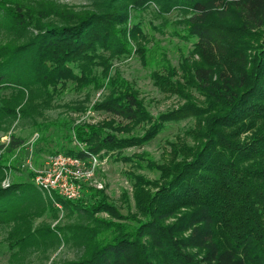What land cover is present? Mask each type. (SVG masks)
Here are the masks:
<instances>
[{"label": "trees", "instance_id": "obj_1", "mask_svg": "<svg viewBox=\"0 0 264 264\" xmlns=\"http://www.w3.org/2000/svg\"><path fill=\"white\" fill-rule=\"evenodd\" d=\"M40 2L0 0V125L18 118L38 125L35 116L69 85L105 89L92 109L111 118L71 119L72 146L51 155L131 162L135 211L121 214L87 184L78 199L47 197L34 181L0 186V226L10 228L12 255L43 241L80 252L54 264H264V0H92L81 9ZM151 5L164 23L179 11L174 34L191 43L177 67L166 60L151 74L161 92L183 101L156 118L131 82L110 75L111 61L132 47L146 64L147 36L132 13ZM182 120L189 123L162 161L124 154ZM24 142L12 134L7 147L0 143V184L7 157ZM144 167L156 178L137 174ZM64 209L75 223L34 228L37 218Z\"/></svg>", "mask_w": 264, "mask_h": 264}, {"label": "rangeland", "instance_id": "obj_2", "mask_svg": "<svg viewBox=\"0 0 264 264\" xmlns=\"http://www.w3.org/2000/svg\"><path fill=\"white\" fill-rule=\"evenodd\" d=\"M30 5H38L40 1H51L53 3H67L76 9L92 4V0H21ZM182 19L179 11H174L166 16V23L158 17L157 8L151 5L147 10L132 13L134 22H142L143 32L146 38V47L149 50L146 64L143 63L141 55L132 47V52L127 56L111 61L110 75L120 74L123 78L131 82L139 91L140 97L144 98V103L148 111L154 118L170 109H177L183 105V101L175 95H168L161 92L152 82L151 74L154 70L161 69L163 62L170 61L172 65L178 66L181 58L187 55L191 48V43H187L174 34L177 25L176 21ZM4 37L0 36V41ZM103 67L99 66V70ZM105 89L96 90L90 86L82 91H78L69 85L62 95L55 98L54 107L47 109L42 115L35 116L38 125H33L28 119L18 118L12 123L4 126L0 125V143L5 147L10 142V136L14 134L25 140L24 144L10 154L6 169L5 179L0 186L14 182H32V168L41 167L47 158L63 145L72 146L67 143L65 137L69 133L70 121L77 123L89 122L96 124L104 119L111 118L107 113L94 111L92 106L103 99ZM1 94V93H0ZM83 107V112H76L73 108ZM68 123V124H67ZM189 123L188 120L181 122H170L149 142L142 147H129L124 151L125 155L147 154L155 161H162L171 151V143L180 136L182 128ZM6 149H1L0 154L4 156ZM100 156V155H98ZM99 167L97 168L92 183L85 184L88 187L103 190L107 200L114 204L123 215L135 211L134 187L129 177L133 171L132 163L116 159L114 156L101 155ZM137 174H144L149 179H155L156 174L148 168L137 171ZM84 185V184H83ZM125 194V195H124ZM54 195V194H53ZM51 198V197H50ZM53 198V197H52ZM69 211H59L58 217L44 215L37 218L35 227L41 224L49 225L51 228L59 229L76 221L75 214H67ZM101 216L109 218L107 213ZM118 221L123 222V219ZM5 226H0V264H54L66 260L76 259L80 252L71 245H53L49 242L46 246L43 241H36L30 245L19 258H15L8 249L6 239L8 230ZM58 231L59 238L62 234ZM63 232V231H62Z\"/></svg>", "mask_w": 264, "mask_h": 264}, {"label": "built area", "instance_id": "obj_3", "mask_svg": "<svg viewBox=\"0 0 264 264\" xmlns=\"http://www.w3.org/2000/svg\"><path fill=\"white\" fill-rule=\"evenodd\" d=\"M99 163L98 155L86 159L62 153L50 155L41 167L32 168L33 181L47 197L52 198L57 192L64 198L78 199L82 196L83 184L92 183ZM56 204L62 208L60 203Z\"/></svg>", "mask_w": 264, "mask_h": 264}]
</instances>
